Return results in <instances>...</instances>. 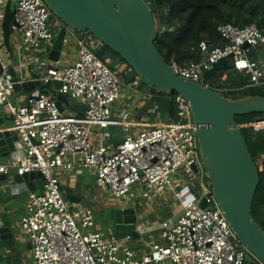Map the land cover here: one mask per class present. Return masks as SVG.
<instances>
[{"label": "built area", "instance_id": "1", "mask_svg": "<svg viewBox=\"0 0 264 264\" xmlns=\"http://www.w3.org/2000/svg\"><path fill=\"white\" fill-rule=\"evenodd\" d=\"M148 2V1H147ZM11 28L19 33L23 46L39 55V85L26 101H10L13 91L9 75L2 72L0 53V104L12 117L13 128L22 143L23 153L0 161V174L14 169L23 174L40 171L43 189L32 190L25 212L18 221L20 234L31 242L29 264H247L249 251L235 235L216 204L206 172L199 157V145L188 101L175 95L176 119L167 118L132 129L122 124L124 139L114 146L103 141L102 127H108L113 106L121 93V79L86 44L77 41V58L71 62L50 60L45 52L56 35L52 12L44 0H16ZM164 28L163 25L160 26ZM219 44L199 41V61L170 65L184 77L202 81L203 70L232 53L230 65L248 77L241 87L264 84V61L251 58L248 49L264 39L255 22L243 26L224 22L217 26ZM1 39V32H0ZM67 36L64 43H67ZM248 47H244V44ZM18 81L23 80L20 72ZM60 80L55 92L40 86ZM229 90V87H223ZM67 93L81 100V117L62 109L57 94ZM264 128V114L244 124ZM100 139L96 140L95 137ZM72 155V158L67 157ZM196 165V170L193 165ZM86 167L95 171L94 182L113 197L134 195L138 184L141 197L171 199L179 210L161 223L164 242L149 243L139 257L134 249L122 247L116 239L106 238L96 227L92 206L73 211L67 204L57 170ZM175 175V176H174ZM207 201L200 207L194 193ZM128 237V236H127Z\"/></svg>", "mask_w": 264, "mask_h": 264}, {"label": "water", "instance_id": "2", "mask_svg": "<svg viewBox=\"0 0 264 264\" xmlns=\"http://www.w3.org/2000/svg\"><path fill=\"white\" fill-rule=\"evenodd\" d=\"M44 1L65 24L56 34L48 52L50 60H59L67 28L89 31L117 53L139 77L158 89L177 93L188 101L195 123L200 161L215 202L235 235L264 264V228L252 213L259 173L242 133V125L236 120L239 115L264 113V95L227 96L199 80L176 73L154 42L157 27L147 0ZM243 46L248 47L246 43ZM231 56L232 53L218 59L212 67L228 66ZM10 80L14 90L26 92L24 102L29 92L39 85V81L25 78L19 82L14 71L10 72ZM53 83L56 88L61 86L60 80H53ZM64 99L73 107L85 108L70 94L58 93L57 103L61 109ZM107 128L115 143L124 139L121 124L110 123ZM14 148L9 132L0 129V154L3 150L11 151ZM193 168L197 169L195 164ZM33 177L36 178L32 180ZM13 178L26 181L33 189H43L40 171L15 173ZM59 187L67 204L75 199L83 206H91L92 203L76 194L72 187L61 183ZM201 192L198 190L194 195L199 199V206L205 207L208 203L204 196H200ZM109 216L112 219L110 230L115 239L137 235V213L133 207L111 208ZM16 244L11 227L0 226V264H25L21 255L12 248Z\"/></svg>", "mask_w": 264, "mask_h": 264}, {"label": "crops", "instance_id": "3", "mask_svg": "<svg viewBox=\"0 0 264 264\" xmlns=\"http://www.w3.org/2000/svg\"><path fill=\"white\" fill-rule=\"evenodd\" d=\"M15 5L16 0H0V53L3 60L2 72L4 75L9 76L11 71H14L16 74L20 72V74L23 76V79L25 78V80L36 81V78L39 76L41 70L39 65V57L41 54L39 55L35 50L23 46L19 33L15 32L11 28L10 25L13 20ZM53 19L54 17L52 16V22ZM56 23L57 24L55 25L54 30L57 33L65 25L62 21H58ZM66 36L68 41L67 43H64V47L61 51V62H71L77 58V41L83 40L88 41L89 43H96L93 41V36L91 33L90 36H88L86 32L76 31L71 28H67ZM258 45L263 46L264 39L255 46ZM50 48L51 45H48L45 52L41 53H47L48 56ZM254 59L264 61V54H260L259 56L254 57ZM115 60L118 65L122 63V60L119 58H115ZM225 69H223V73L221 74V83L223 82V84L237 85L243 81V84H240L239 87L245 84L244 82L247 80L245 75L234 70L232 67H225ZM228 73H230V75H228ZM137 82L134 86L136 87L137 85L139 89H134V86H131V82L125 83L124 80L121 79V93L116 104L113 106V114L110 123L121 125L131 123L132 129H141L150 123L165 120L167 118L176 119L170 111L166 110L162 104L160 105L158 98L163 94L158 88L153 87L152 85V87L147 88V83L140 81V84L138 85ZM236 85H231L230 87H237ZM40 88L46 92L56 91V86L54 85L53 81L40 86ZM255 89V86H246L238 89L237 91L244 92ZM25 94L26 92L13 89L9 99L13 103L20 104L24 101ZM61 103L65 105L66 111L68 113H71L77 117H81L83 115L85 108L83 109L81 107H73L66 99H64ZM78 104L84 105L81 100H78ZM0 118L2 119L0 129L9 132V136L12 138L15 145L14 150H3L2 154H0V161H5L21 154L22 143L16 130L13 128L12 117L3 112L1 104ZM158 118L160 120H158ZM102 128L104 130L98 128H94V130L104 133L102 138L103 141L110 144V146H114L115 141L112 139L108 128ZM95 139L98 140L100 137L96 136ZM18 152L20 154H18ZM67 157L72 158V155L70 154ZM15 173V170L11 169L7 173L0 174V226L11 227L17 241V244L12 248L16 249L17 254L21 255V258L25 264H29L32 258L31 242L26 236L20 234L18 230V221L20 216L25 212L29 193L32 190L38 191V189H33L32 186L29 187L26 181L14 179L13 175ZM57 173L62 185L72 187L76 194L92 203L91 206L93 208L96 227L103 232L106 238L113 239L114 237L112 236L110 230L111 224H109L107 221L105 224V222L97 221L95 218V212L99 201L96 192L97 185L94 182L95 171L86 167H74L69 170L58 169ZM35 178L36 177H33L32 180ZM135 185L136 189L135 191L132 189V191L134 195L139 191L140 195H136L137 199L131 203H127L119 207L129 206L136 210L137 235H129L128 237L126 236L116 240L120 246L134 249L136 256L139 257L142 253L148 250L149 243L164 242L165 239L162 235L161 223L164 219L172 217L174 212L176 213L179 208L172 211V205H170L171 200L165 195H161L155 199L145 196L141 197V189L138 184ZM68 206L73 211H76L81 207H85L75 199L72 200ZM8 249H10V247Z\"/></svg>", "mask_w": 264, "mask_h": 264}, {"label": "trees", "instance_id": "4", "mask_svg": "<svg viewBox=\"0 0 264 264\" xmlns=\"http://www.w3.org/2000/svg\"><path fill=\"white\" fill-rule=\"evenodd\" d=\"M156 21V33L154 42L159 51L168 62L199 61L200 54L196 50L200 40L207 39L210 45L219 44L217 26L224 22H232L243 26L249 22H255L264 33V0H147ZM54 17V14L52 13ZM164 28L161 29L160 26ZM89 33L88 31H83ZM93 52L95 55L96 51ZM116 54V53H115ZM98 55V54H97ZM96 55V56H97ZM118 58L124 61L117 54ZM98 57V56H97ZM100 58V57H99ZM106 58L103 60L105 63ZM107 64V63H106ZM109 67L115 69L116 60H109ZM227 67V66H226ZM220 69L221 71H218ZM225 67H212L203 72L204 83L217 88V79H221ZM132 75L125 77V83L132 79L136 72L131 69ZM248 80V79H247ZM247 80L244 82L246 83ZM142 81L145 80L142 78ZM241 83L223 84L221 86H240ZM219 86V85H218ZM163 94L158 98L166 110L170 111L176 118L177 106L174 92H166L159 89ZM225 95L239 97L247 94L264 95V87L258 86L251 91L225 90ZM264 113H248L236 117L237 122L250 121L254 117ZM242 133L246 139L249 150L255 161L259 173V183L252 202V213L258 223L264 228V128L256 130L253 126H242ZM261 156V162L256 158ZM208 180V179H207ZM209 182V181H208Z\"/></svg>", "mask_w": 264, "mask_h": 264}, {"label": "rangeland", "instance_id": "5", "mask_svg": "<svg viewBox=\"0 0 264 264\" xmlns=\"http://www.w3.org/2000/svg\"><path fill=\"white\" fill-rule=\"evenodd\" d=\"M58 21H61V19L54 14V19H53L54 23L53 24L56 25L57 24L56 22H58ZM63 24H64V22H63ZM87 35L90 36L89 33H87ZM93 41H95L96 43L87 42L86 44L92 50L94 49V51H96L97 54H98V55L97 54L96 55L98 57H100L102 60H104L106 58L107 60H105V61H106L107 64L109 63L110 59L111 60H113V59L115 60V58H118L117 53L115 54L114 51H112L108 46H106L103 43H101L97 38L93 37ZM260 54H264V45L263 46H261V45L254 46V47H251L248 50V55L253 57V58L256 57V56H259ZM119 65L116 62V66L114 67L115 69H113V70L117 71V74L119 75V77L120 78L122 77L121 79H124L125 77L132 75V73H131V69L132 68L125 61H122V63L119 64ZM225 70H227V69H225ZM218 71H221V70L218 69ZM230 72H231V70H230ZM228 75H230V73H228ZM138 79H139V81H138ZM203 80H204V77L202 78V82H203ZM140 81H142L141 77H139L138 75H133L132 79L129 82L132 83L131 86H134L136 84V82L139 85ZM144 83H147V85H146L147 88L153 86V85L151 86V84L148 83L147 81H145ZM215 83H217V88H219L218 90H220V91L223 90V89H220V88L224 87V86H221V80L217 79L215 81ZM261 86H263V85H261ZM153 87H155V86H153ZM255 87H258V86H255ZM133 88L134 89H136V88L139 89V87H137V85H136V87L134 86ZM147 88H146V90H147ZM256 118L257 117H254L253 119H256ZM158 120H160V119L158 118ZM246 122H248V121H245V122L241 121L239 123H240V125L244 126V124ZM261 159H262L261 156H258L256 158L257 162H261ZM131 189H133V191H135L136 185L135 184L132 185ZM96 192H97L99 201H98L97 209H96V212H95V218H96L97 221L105 222V224H106V221L109 224L112 223V219L109 216V210L111 208H115V207H119V206L125 205L127 203H131L132 201L137 199L136 195H140V192L138 191L137 193H135V195H127V196L122 197V198L121 197H113V196L108 195L105 192L104 187H101V186H96ZM170 205H172V203H170ZM178 208H179L178 204L177 205H172V211H174V210H176ZM249 256H250V261L247 264H257L258 262L261 264L260 260L257 259L251 252H249Z\"/></svg>", "mask_w": 264, "mask_h": 264}, {"label": "bare ground", "instance_id": "6", "mask_svg": "<svg viewBox=\"0 0 264 264\" xmlns=\"http://www.w3.org/2000/svg\"><path fill=\"white\" fill-rule=\"evenodd\" d=\"M82 32V31H81ZM89 32V31H88ZM58 33V32H57ZM56 33V34H57ZM56 36V35H55ZM169 64H170V62H169ZM232 67L231 65H230V63H229V65L227 66V67ZM212 68V65H211V67L209 68V69H206L205 71H203V72H206V71H208V70H210ZM233 68V67H232ZM234 69V68H233ZM235 70V69H234ZM237 71V70H236ZM247 77V76H246ZM247 79H248V77H247ZM202 82V81H201ZM204 84H207V85H209L208 83H204ZM210 86V85H209ZM224 87H229L230 89L229 90H238V89H241V87H239V86H237V87H230V86H227V85H223ZM211 87V86H210ZM157 88V87H156ZM213 88V87H212ZM223 88V87H222ZM222 88H220V89H222ZM214 89H216V88H214ZM216 90H218V89H216ZM219 92H222V91H225L224 89L223 90H218ZM227 91V90H226ZM224 93V92H223ZM177 94V93H176ZM262 264V263H261Z\"/></svg>", "mask_w": 264, "mask_h": 264}, {"label": "flooded vegetation", "instance_id": "7", "mask_svg": "<svg viewBox=\"0 0 264 264\" xmlns=\"http://www.w3.org/2000/svg\"><path fill=\"white\" fill-rule=\"evenodd\" d=\"M257 264H260L259 262Z\"/></svg>", "mask_w": 264, "mask_h": 264}]
</instances>
